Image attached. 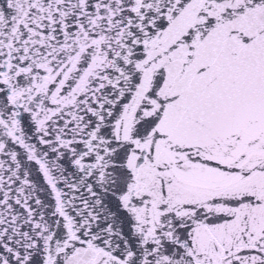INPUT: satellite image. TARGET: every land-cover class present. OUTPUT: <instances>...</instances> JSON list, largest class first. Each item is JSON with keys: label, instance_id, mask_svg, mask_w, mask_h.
I'll return each instance as SVG.
<instances>
[{"label": "snow or ice", "instance_id": "obj_1", "mask_svg": "<svg viewBox=\"0 0 264 264\" xmlns=\"http://www.w3.org/2000/svg\"><path fill=\"white\" fill-rule=\"evenodd\" d=\"M0 264H264V0H0Z\"/></svg>", "mask_w": 264, "mask_h": 264}]
</instances>
